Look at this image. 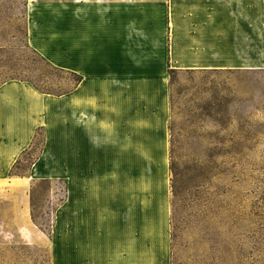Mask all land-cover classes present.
<instances>
[{
    "label": "rangeland",
    "instance_id": "rangeland-1",
    "mask_svg": "<svg viewBox=\"0 0 264 264\" xmlns=\"http://www.w3.org/2000/svg\"><path fill=\"white\" fill-rule=\"evenodd\" d=\"M13 83L35 107L5 105L37 126L0 167V264H264V0H0V95Z\"/></svg>",
    "mask_w": 264,
    "mask_h": 264
},
{
    "label": "crops",
    "instance_id": "crops-1",
    "mask_svg": "<svg viewBox=\"0 0 264 264\" xmlns=\"http://www.w3.org/2000/svg\"><path fill=\"white\" fill-rule=\"evenodd\" d=\"M116 80H107V83L109 84V87H111L116 92H119L123 88L122 82H119ZM122 86V88H121ZM16 87L20 89H16ZM28 88L24 89L22 88L18 83H13L6 87L4 91H2V94L0 95V132L3 133L4 131L8 129H13L15 132L13 133V136L16 139V143L14 146L11 147H0V155L2 157L3 162H1L0 167L3 169H8L12 163L15 161L18 154L25 149V147L28 146V144L31 142L32 139V132L36 128L37 124L30 123V120L28 118L27 112H21L18 110H15V108L10 105V107L6 106L5 103L8 101L11 102L10 99H12L13 93H19L20 99H23L24 101V107H35V104H32L27 98L23 92H28ZM154 96L152 98V105L160 107V112L157 113L155 116L151 118L149 130L151 131V135L148 138V169L150 171H153L155 174H158L160 177H163V174H165L166 171V165H167V157H166V150H165V140H164V127H165V110H166V100L165 96L163 94L161 95L158 88H155ZM41 96L43 94L40 93ZM18 96V95H17ZM43 109L44 107H39ZM12 149L18 150L15 159L10 165H5L7 160L8 152ZM5 166H7L5 168ZM162 184V182H160ZM159 201H150V207H149V217L151 218V226L155 228V226L160 223L162 225L163 232L160 234V240H157V234L152 232L150 234L152 240H154V247L153 253L157 254L158 247L156 245V242L159 241L161 244L159 246V254L166 255V248L167 243L166 239H163V234L166 232V225H167V204L161 200L163 198L162 196H158Z\"/></svg>",
    "mask_w": 264,
    "mask_h": 264
},
{
    "label": "trees",
    "instance_id": "trees-1",
    "mask_svg": "<svg viewBox=\"0 0 264 264\" xmlns=\"http://www.w3.org/2000/svg\"><path fill=\"white\" fill-rule=\"evenodd\" d=\"M71 74L75 75L73 72H71ZM76 76V75H75ZM78 78V83L81 81V78L80 77H77ZM35 87V85H33Z\"/></svg>",
    "mask_w": 264,
    "mask_h": 264
}]
</instances>
